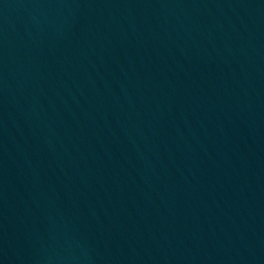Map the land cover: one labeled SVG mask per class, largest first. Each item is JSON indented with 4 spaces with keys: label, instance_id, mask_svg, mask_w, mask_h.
<instances>
[{
    "label": "water",
    "instance_id": "1",
    "mask_svg": "<svg viewBox=\"0 0 264 264\" xmlns=\"http://www.w3.org/2000/svg\"><path fill=\"white\" fill-rule=\"evenodd\" d=\"M0 264H264V0H0Z\"/></svg>",
    "mask_w": 264,
    "mask_h": 264
}]
</instances>
